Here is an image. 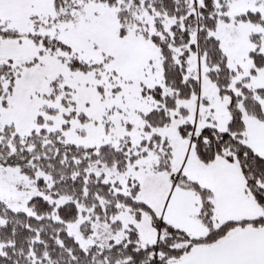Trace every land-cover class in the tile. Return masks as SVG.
Listing matches in <instances>:
<instances>
[{"label": "snow or ice", "instance_id": "1", "mask_svg": "<svg viewBox=\"0 0 264 264\" xmlns=\"http://www.w3.org/2000/svg\"><path fill=\"white\" fill-rule=\"evenodd\" d=\"M0 264H264V0H0Z\"/></svg>", "mask_w": 264, "mask_h": 264}]
</instances>
